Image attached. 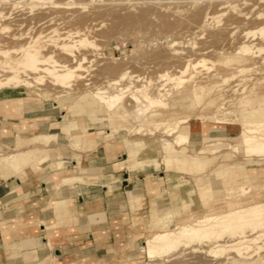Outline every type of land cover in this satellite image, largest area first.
Masks as SVG:
<instances>
[{
    "label": "rangeland",
    "instance_id": "obj_1",
    "mask_svg": "<svg viewBox=\"0 0 264 264\" xmlns=\"http://www.w3.org/2000/svg\"><path fill=\"white\" fill-rule=\"evenodd\" d=\"M17 1L23 2L25 0ZM41 1L43 3L36 6L34 11H31L30 6L24 3L16 6L0 3V12L5 16L0 18V48L11 49L9 61L13 65H20L23 53L22 48H27L30 43L38 38L39 45L43 48L44 54L50 52L49 50L51 48L47 45V36H49V32L53 28H58L63 32L88 27L87 38L91 41H95L97 46L100 45V49L94 50L93 48L84 47L76 49V53L79 55L82 53L87 54L91 62L85 63L84 66L87 69L82 72L85 77L73 82L75 86L73 85L71 87L72 89L55 86L50 83L48 79H45L42 83H34L32 86L22 85L19 88H16L15 84L9 86V89H17L21 92L15 95H2V89L0 87V114L3 115V117H0V151L3 150L1 149L3 146L4 149L14 148L13 138L18 133L22 139L28 140L29 143L31 141L32 147L36 146V148H39L36 156L32 159L33 161L46 152V149H44L40 143L34 144V138L39 135L47 134L48 132L56 133L58 134L57 141H54L52 144L58 145V147L52 149L54 152L61 151L59 159L68 163V167H66L65 170L66 173H64L65 176H86L82 175L81 171L76 168L78 159L81 157L80 155L85 152L87 154L85 160L87 161V159L98 152L101 155L100 157L103 158L104 164H107L109 160V165L108 167L106 165L104 168H100L97 173L100 174V176L111 174L110 176H112L113 183L119 184V177H116V174H119L120 171L130 169L128 153L125 150L118 151L111 149L112 151H107L105 145L109 143L116 145L117 143L127 142L129 140L137 143L142 141L143 145H141V147L144 145L146 147H144L140 154V159L156 158L157 161L154 164L158 165V163H160V168L155 169L153 165H150L145 168L137 167L134 171L141 173L139 179H144L149 174L151 176L153 174L156 180L159 177L164 178L161 183L165 184V189L157 195L160 201L156 202L154 205L151 202V208L147 205V199L145 200L142 197L141 204L143 206V211L139 213L140 219L136 220L137 222L127 223L125 229L127 228L129 230L126 231V233L125 229L120 227L124 230V233L120 234L116 240L111 241V246L108 247L107 250L102 251L98 257L64 259V261H60L59 259H55V257L53 258L50 252L49 254L47 253V256H49L48 260L46 262H41V264L52 262H54V264H220L224 260L227 263L228 261L226 259L234 255L228 251L218 258H212L201 251L192 252V248L188 247L168 257L149 260L142 250L145 246L146 238L151 235V232L160 231L163 229V226L173 228L176 224L189 222L193 220L194 217H203L206 213H220L228 209V204L231 201L242 203V205L245 206L252 204L256 199L264 202V157H246L241 145H239V151H235L233 147L228 148L227 143L232 144V146L238 145V143L240 144V126L236 123L232 125L229 124L231 119L235 120L233 115H228V122L226 121L227 123L223 122L222 124L217 123L212 117L213 114H218V116L225 115V103L229 101V98H227V92H225V83L222 81L218 82L216 80L217 84L209 85L215 83V80L211 81L210 75L214 74L216 71L222 72V74L225 75V69H229L232 64L224 62V60L226 57H231L232 55L223 52H225V48H233L234 44L237 43V40H232V42H234L232 44L230 41L232 38L228 39L224 34L225 22L229 18V15L225 12V6L216 7V3L211 0H121V2L120 0ZM68 2L76 4L59 5L60 3ZM177 7H180V14L174 13V9ZM239 8L247 11L246 6H241ZM204 10L216 11V19L213 20V22L210 20L211 23H209H213L211 26L209 24L207 28L203 29L199 27V29L198 26H201L204 21ZM55 13H57V15ZM71 13H73L75 17L71 21H68L65 17ZM51 14L58 16V19L54 22H48L49 19L45 17ZM192 14H196V16L193 17ZM241 26L240 30L247 32L253 31L256 27L252 22ZM235 38L234 36V39ZM253 39L254 37L251 38V40ZM172 40L175 41L169 44ZM212 49L217 52H210V50L214 51ZM97 51L99 53H96ZM202 51H205L206 54ZM100 53H102L103 56ZM55 55L61 60L67 57L59 53H55ZM188 59L195 62L205 59L206 63L205 65L198 66L196 69L197 73L195 74L197 78L195 80L184 83L180 88L175 87L174 89L172 84L165 87H171L172 90V95L166 99L168 108H156L160 111V115L155 117L154 120L156 119V121L160 120L159 122H162L171 120L172 117H174L175 120H189L185 121L187 123L181 125L182 127L192 126L191 130H187L190 133L189 142L182 144V146L177 145L176 147L178 150L185 149L188 156H191L190 159H192L193 162L188 161L183 164L174 163L172 166L168 167L167 170L162 161L164 152L161 145L164 143V139L169 138L173 140L174 137H168L167 134L164 133L165 127L162 125L159 126L158 131L154 123L149 124L148 121H145L147 123L138 121L132 114L130 117L124 118H120L117 115L114 121L113 119L105 118L106 113L104 106L86 93V91L90 90L92 87L89 86V88L86 83L92 82L94 87H103L105 86V76L106 78H116L123 70H127L125 68H128L127 71L130 70L129 72L131 74L135 76L140 75V77H142V80L136 82V84L143 85L149 80H152L154 87L163 83L159 81V74L166 73V71L169 73H177L179 70L178 68L183 66ZM19 72V74H16L18 78H26L28 76V73L23 70ZM12 75L14 74L10 70L1 72L2 79H5L6 76L12 77ZM129 81V79H126L123 81L124 83H122L129 84ZM193 82L209 85V87H207V95L203 97L201 104L198 103L191 91L192 85L190 84ZM230 84H232V86L234 85L232 81L229 82V85ZM76 86H79L80 89ZM86 86L88 89H86ZM45 90H50L49 93L51 94L52 92L53 94L50 103L46 105L49 106L48 108L50 110L45 108L47 111L41 112L39 117L35 120L29 121L24 119L25 112L40 110H31L32 107L30 105L23 106L26 97L34 96V98H36L38 97V92L40 93ZM54 94L60 98H57ZM81 96L82 98L80 99ZM61 100L65 101L64 107L60 105ZM212 100L214 101L211 108L205 107V104ZM18 101L20 102L17 103ZM74 101H77L75 104L76 108L79 107L80 104L82 106L86 105L85 107H96L97 115L94 113L95 117L91 118L87 110L81 113L73 112L72 110L75 108L72 107L69 109V107ZM125 102L132 111L135 102L130 98V95H127ZM44 103L47 104V102ZM19 104H21L22 107H19ZM219 104L223 105L222 108L218 110ZM57 107L58 109L51 110ZM226 107H228V105H226ZM33 114L38 113L28 114V116H32ZM11 117L15 120L9 121ZM65 117L70 120H77L79 125H86L88 127L89 130L87 133H89V136L84 138V141H91L90 138L93 137V142L89 144V147L93 149L77 148L74 146L73 137L71 138V136L64 134L60 128H47L53 123L64 121ZM92 119L95 120L92 122ZM152 120L151 118L149 121L152 122ZM138 126L140 129L146 127L145 133L143 129L142 133L137 134L135 130H138ZM41 127H43V129H41ZM78 129H81V127ZM256 134H264V129L257 131ZM204 136L211 137L203 142ZM97 137L102 138L98 139ZM5 139L6 142L3 141ZM102 142L105 143L102 144ZM81 143H83V140L78 141L77 146L81 147ZM214 144H218V146L213 149ZM224 144L225 148H223ZM69 145L73 146V149L70 148ZM26 146H30V144ZM26 146L18 144V150L25 152L30 148ZM95 148H97L95 152L92 151ZM10 149H6V151ZM193 149L196 150L192 151ZM69 152L74 153L75 162L72 159L64 158V156L69 155ZM0 160H2V158H0ZM194 160H198L197 163L199 167H197V169H193L195 166ZM86 161L85 167L95 166L93 163L88 165ZM4 162L3 171L10 175L12 173V176L18 175L17 171L28 165L27 162L19 164L17 157L12 154L11 158ZM236 162H240L242 166L237 169H232V166H234ZM113 163L116 164L113 165L114 167L110 168L109 166ZM120 163H122V165H120ZM223 164H225V170L229 171V175L222 178V182H219L217 181L218 178L216 179L213 176L216 173V168ZM15 166H18L17 170L15 169L16 171L10 173ZM50 169L52 168L50 167ZM50 169L46 170L50 171ZM201 174L207 177L204 178V181L199 179ZM126 178H129L128 174ZM134 181L135 180L130 181L132 184H130L131 186H133ZM250 181L253 182V186L248 183ZM243 182L247 183L246 190L248 191H246L247 193L244 196L239 194V188L227 189L230 188L229 186L237 187ZM125 186H129V182H127ZM198 186L202 187L199 188ZM125 190L130 189L127 188ZM125 196L126 195H121L119 199L123 204L128 202L127 196ZM62 201L63 200L60 199L56 202L57 209H60L61 206L64 205ZM161 201L167 203L165 208L159 206ZM186 202L188 204L187 206ZM53 205L54 204H52L51 207H53ZM54 217L57 219L58 228L60 229L61 224L65 223L64 221H67L66 219L69 217L67 208L63 211L58 210L57 216L55 215ZM152 220L155 221V223L159 222V225H153ZM148 222L149 225L147 224ZM58 233L59 230H56L54 236L58 235ZM228 237L229 235H226V239H229ZM50 243L52 247H55V242L51 240ZM22 245L28 250H31L35 258L42 256L44 259L46 257V252L50 251L44 250L41 251V254L39 253L38 250L43 245L40 239L32 238L23 242ZM214 246L211 244H200L199 248L207 249L210 247L209 249H213ZM262 254H264V251ZM250 255H255V253H250ZM246 258L239 259L235 264H252L251 260H247ZM228 264L231 263L228 262Z\"/></svg>",
    "mask_w": 264,
    "mask_h": 264
},
{
    "label": "bare ground",
    "instance_id": "obj_2",
    "mask_svg": "<svg viewBox=\"0 0 264 264\" xmlns=\"http://www.w3.org/2000/svg\"><path fill=\"white\" fill-rule=\"evenodd\" d=\"M211 1L216 3V7L225 6V12L229 15V18L225 22L224 34L226 38H232L230 40L231 42L232 40H237V43L234 44L233 48H225V52L222 51L225 54L232 55L231 57H226L224 60V62L231 63L232 66L229 69H225V75L219 71H216L214 74L210 75L211 81L215 80V83H211L209 85L217 84L216 80L218 82L222 81L223 83H225V92H227V98H229V101L225 103V115L218 116V114H213L212 117L217 123L222 124L223 122H228V115H233V117H235V120L231 119L229 124L232 125L233 123H236L238 126H240V144L238 143V145L232 146V144L227 143L228 148L233 147L235 151H239V145H241L243 147V153L246 157H264V134H256L257 131L264 129V0ZM0 3L11 4L15 6L24 3L30 6L31 11H34L35 7L39 4H42L43 2L41 0H25L23 2H18L17 0H0ZM73 4L76 3L68 2L60 3L59 5ZM241 6H246L247 11L240 9L239 7ZM204 11V21L202 22L201 26H198V28H207L211 23L210 20L213 22V20L216 19V11ZM174 13L180 14V7L175 8ZM55 14L57 15V13ZM192 16L194 17L196 16V14H192ZM3 17L5 16H3L2 12H0V18ZM74 17V14L71 13L68 14L65 18L68 21H71ZM45 18L49 19L48 22H54L58 19V16L51 14L49 16H46ZM249 22H252L256 25L253 31L247 32L244 30H240V28L242 27L241 25H246ZM212 24H210V26ZM87 30L88 27H83L75 30L61 32L58 28H53L49 32V36H47V45L51 48L49 50L50 52L44 54L43 48L39 45L38 38L32 43H30L27 48H22V60L19 66L13 65L9 61L11 49L0 48V87L2 89L1 94L4 96H6L7 94H20V91H18L17 89H9V86L14 84L16 85V88H19L22 85L32 86L34 83H42L45 79H48V81L55 86L72 89L71 87L74 85L73 82H75L76 80L83 79L85 77L82 73L83 70L87 69L84 66L85 63L91 62L87 54L82 53L79 55L76 53V49H80V47L93 48L94 50L100 49V45L97 46V43L95 44V41H91L87 38ZM234 36L236 37L235 39ZM253 37L254 39L251 40V38ZM174 41L175 40H172L171 42H169V44L173 43ZM233 43L234 42H232V44ZM210 52L217 51L210 50ZM55 53L63 54L67 57H65L64 60H61L60 58L56 57ZM96 53L99 52L97 51ZM100 54L102 55V53ZM205 63V59H201L196 62L192 61L191 59H188L183 66L178 68L179 70L177 73H169L166 71V73L159 74V81H162L163 83L154 87L152 80H149L148 82H146V84L143 85L136 84V82L142 80V77H140V75L135 76L134 74H131L129 72L130 70L127 71L128 68H125L127 70H123L120 75L116 78H110L109 76V78H106L105 76V86L101 84L103 87H94V84L92 82L86 83L88 87H94H89L90 90H87L86 93H88L90 97H92L102 106H104L106 113L105 118L107 117V119L110 118L114 121L117 115L120 118H124L130 117L132 114L133 117L138 121H148L149 124L154 123L157 129L161 125L164 126V133H166L168 137H174L173 140L169 138L164 139V143L161 145V148L164 152V158L162 161L167 168L172 166L174 163L183 164L188 161L193 162L192 159H190L191 156H188L185 149L178 150L176 147L177 145L182 146V144L189 142L190 133L187 130H191L192 126H181L183 123H187L185 121L189 120H175L174 117H172L174 119L170 117L171 120L159 122L160 120L156 121V119L154 120V118L160 115V111L156 108H168V103L166 102V99L172 95V90L171 87H169L170 89L165 87H167L169 84H172L174 89L175 87L180 88L181 86H183L184 83H188L192 80H195L197 78L195 74L197 73L196 69L200 65H205ZM8 70L12 71L14 75H12V77L6 76L5 79H2L1 72H7ZM20 70H23L24 72L28 73V76L26 78H18L16 74H19ZM126 79L130 80L129 84H123V81H125ZM231 81L234 84L233 86L232 84L229 85V82ZM190 85H192L191 91L193 92L196 100L199 104H201L203 101V97L207 95V87H209V85L202 84L199 82H193ZM76 87L80 89L79 86ZM88 87L86 89H88ZM49 91L45 90L41 91L40 93L37 91L38 97L36 98H34V96L26 97V100L23 102V106L30 105L32 107L31 110H44L45 108L49 109V106L46 105L50 103L51 97L53 95L52 92L50 94ZM127 95H130V98L135 102V106L132 111L128 108V105L125 102ZM54 96L56 95L54 94ZM54 96L53 98L55 99ZM82 96L80 97V99L82 98ZM56 97L60 98L59 96ZM20 101H18L17 103H19ZM77 101L71 103L69 109L75 107ZM213 101L214 100L206 103L205 107L211 108ZM44 102H47V104H45ZM64 103V100L60 101L61 107L65 106ZM222 105H218V110L222 108ZM226 105H228V107H226ZM19 107H22L21 104H19ZM55 109H58V107L53 108L52 110ZM151 118L153 119L152 122L149 121ZM11 119L14 118L11 117ZM94 120L95 119H92V122ZM57 127L60 128L62 132H64V134L71 136V138L73 137L75 143V145H73L76 147L78 141H81L82 139L87 138L89 136V133H87L89 129L86 125L81 126L78 124L77 120H70L67 117H65L64 121L53 123L48 128L54 129ZM80 127L81 129H78ZM143 129L145 133L146 127ZM143 129H140V127L138 126V130L135 131L138 134L142 133ZM57 137L58 134L51 132H48L44 135L36 136L33 140L34 144L40 143L42 147L46 149V152L42 156L35 158L32 161V159L36 156L37 150L39 148H36L34 144V147H32L31 141L29 143L28 140L22 139V137L17 133L13 138L14 148L4 149L3 146V148H1L3 150L0 151V158H2V161H8L11 158L12 154L17 157L20 163L27 162L28 165L21 169L18 176H28L31 173L32 169L41 163L40 160L48 153H51V155L55 158L53 165V168L56 170L55 176L63 175L64 173H66L65 170L66 167H68V163L59 159V157L61 156V151L54 152V150L52 149L58 147V145L52 144L54 141H57ZM210 137L211 136H204L203 142L210 139ZM18 144L21 146H26L30 144V146H26L30 148L25 152H21L22 150H18ZM127 144L128 143L125 141L117 143L116 145H114V147H116L118 151H121L122 149L126 148ZM141 145L143 144H138L135 147L136 151L139 147H141ZM217 146L218 144H214L213 149ZM69 147L73 149V146L69 145ZM223 148H225V144ZM6 149L10 150L6 151ZM194 150L196 149H193L192 151ZM84 155L85 154H81L80 156ZM198 159L202 160L200 158ZM82 161H78L77 165V169L81 171L82 175H86L87 177H96L100 180L102 184L106 183L104 181V178L97 173L100 169L99 167L94 166L87 168L82 164ZM194 161V165L198 166H194L193 169H197V167H199V164L197 163L198 160ZM241 166L242 165L240 162H236V164L232 166V169H237ZM216 171L217 173L213 176L216 179L218 178L221 180V178H225L229 175V171L225 170V167L223 166L218 167ZM64 177L65 176L59 178L58 184H54L51 177L48 178L47 181L48 184L50 183L51 186L55 187V189H61V187L65 183V181L63 180ZM248 183L253 186V182L250 181ZM246 184L247 183L243 182L237 187H234L232 185L233 187L229 186L230 188L227 189L239 188V194L241 196H244L248 192L246 190ZM142 187H140L137 193H140L142 191ZM112 189L113 186L109 185V190ZM227 208L228 209H226L225 211H222L217 214L206 213V215L203 217H194L193 220L186 223L176 224L173 228H167L163 226L162 230L157 232H151V235L146 238L145 246L142 248V250L145 252L149 260L155 258L168 257L174 253H179L180 251H182L183 248L191 247L192 252L201 251L212 258H218L222 256L226 251H228L229 253L234 254L226 259L231 264H235V262L239 259H245L246 257L247 260H251L252 264H264V254H262V252L264 251V202L258 201L256 199L254 202H252V204H248L245 206L242 205V203L231 201L228 204ZM41 222L42 224L47 223L45 220H42ZM46 228L47 230L51 229L49 228L48 224H46ZM226 235H229V239H226ZM200 244H211L212 246H216H214L213 249H209L211 246L207 249H203L199 248ZM44 250L52 251L54 253L55 259H59V257L62 256L61 253L59 255L55 253V251L57 250L56 248L51 246L50 241H46V244H43L38 251L41 254V251ZM250 253H255V255L251 256ZM228 262L226 263V261L224 260L220 264H228Z\"/></svg>",
    "mask_w": 264,
    "mask_h": 264
},
{
    "label": "crops",
    "instance_id": "obj_3",
    "mask_svg": "<svg viewBox=\"0 0 264 264\" xmlns=\"http://www.w3.org/2000/svg\"><path fill=\"white\" fill-rule=\"evenodd\" d=\"M85 106L80 104L77 108L75 106V109L72 111L81 113L86 112L87 110L90 117H95L94 113L97 115L96 107ZM41 112H45V109L33 112L27 111L24 113V119L29 121L35 120L39 117ZM32 113L38 114L28 116V114ZM0 117H3V115L0 114ZM12 120L15 119H9V121ZM41 129H43V127H41ZM97 138L99 139L102 137ZM93 139V137L90 138L91 141H84V139H82L83 143H81V147L77 146V148L89 149V144L93 142ZM3 141L6 142V139ZM127 142L129 143L126 148L122 150H125L128 153V163L129 166H131L130 169L120 171L119 174H116V177H119V184L113 183L112 176H110L111 174L106 176L101 175L106 182L103 184L96 177L81 175L65 176V174L55 177L56 170L53 168L55 158L51 153L44 156L40 160L41 163L35 166L28 176H12L13 174L11 172L16 171L18 166L13 167V170L10 171L11 175L6 174L3 171L5 162L1 160L0 264H41V262H46L48 260L49 256H47V253L49 254L50 252V255H53L52 257L54 258V253L52 251L46 252V257L44 259L41 257L35 258V255L31 253L32 251L25 248L23 246L24 244L22 245L23 242L32 238L40 239L43 244H46V241L51 240L55 242L54 248H56L57 251H60L62 255L59 257L60 261H64V259L98 257L102 251L107 250L108 247L111 246V241L116 240L120 234L124 233V230L120 227L125 229L127 223L137 222L136 220L140 219L139 213L143 211L141 197L145 200L147 199L148 207H150L152 203L154 205L156 202L160 201L157 198V195L165 189V184L161 183L164 178L159 177L156 180L153 174L152 176L149 174L146 178L139 179L141 173L134 171L137 167L145 168L150 165H153L155 169H159L160 164H154L157 161L156 158L140 159V154L146 146L139 147L137 151L135 147L138 144H143L142 141L137 143L129 140ZM104 143L105 142H102V144ZM105 147L107 148V151H110L111 149L117 150L112 144L105 145ZM96 149L97 148L92 151L95 152ZM84 153H82V155ZM73 154V152H69V155L64 156V158L74 160ZM85 155L78 159L80 162L84 160L82 161L84 166L87 154L85 153ZM100 156V153L97 152L87 159L86 163L88 165L93 163L99 168H104L106 165L108 167L109 160L107 164H104L105 162ZM115 164L116 163H113L109 167H114L113 165ZM120 165H122V163H120ZM221 166L225 167V164ZM50 167L52 169H50ZM21 169L22 168L17 171L18 174ZM46 169H50V171ZM127 174L129 175L128 179L126 178ZM62 176H65L63 179L65 183L61 189H55L50 183L48 184V178L51 177L53 183L58 184L59 178ZM204 178L207 177L202 176V174L199 177L202 181H204ZM132 180H135L133 186H131L132 184L130 183ZM217 181L222 182L220 179ZM127 182H129V186H125ZM109 185L113 186L112 190H109ZM140 187H142V191L137 193ZM127 188L130 190H125ZM121 195L127 196V203L123 204L122 201H119ZM60 199L63 200L62 203H64V205H62L60 209H57L56 202ZM52 204H54L53 207H51ZM161 204L159 206L165 208L167 203L161 201ZM187 205L186 202V206ZM66 208L69 217L66 219L67 221H64L65 223L61 224V228L59 229L58 221L54 216H57L58 210L63 211ZM42 220L47 222L46 224L49 225V228H51L50 230H47L46 224H42ZM147 224L149 225V222ZM152 224L159 225V222L155 223V221L152 220ZM126 229L125 233L129 230ZM56 230H59V233L54 236ZM21 246L23 247L20 248ZM48 264H54V262Z\"/></svg>",
    "mask_w": 264,
    "mask_h": 264
},
{
    "label": "water",
    "instance_id": "obj_4",
    "mask_svg": "<svg viewBox=\"0 0 264 264\" xmlns=\"http://www.w3.org/2000/svg\"><path fill=\"white\" fill-rule=\"evenodd\" d=\"M55 253H56L57 255H59V254H60V252H59V251H55Z\"/></svg>",
    "mask_w": 264,
    "mask_h": 264
}]
</instances>
